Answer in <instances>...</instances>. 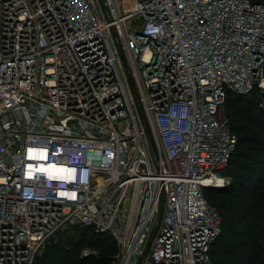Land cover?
Listing matches in <instances>:
<instances>
[{
    "label": "built area",
    "instance_id": "obj_1",
    "mask_svg": "<svg viewBox=\"0 0 264 264\" xmlns=\"http://www.w3.org/2000/svg\"><path fill=\"white\" fill-rule=\"evenodd\" d=\"M254 87L264 0H0V264H33L73 227L137 264L161 190L139 264H210L221 217L204 191L229 184L236 144L224 103Z\"/></svg>",
    "mask_w": 264,
    "mask_h": 264
},
{
    "label": "trees",
    "instance_id": "obj_2",
    "mask_svg": "<svg viewBox=\"0 0 264 264\" xmlns=\"http://www.w3.org/2000/svg\"><path fill=\"white\" fill-rule=\"evenodd\" d=\"M224 109L236 144L226 165L233 168L229 184L204 191L221 217L220 235L210 247V264H264V90L254 87L246 94L229 91ZM210 192L213 195L207 199ZM71 229L81 231L85 243L80 241V246L90 244L97 253L77 257L76 242L70 251L64 250L62 261H56L48 250L61 248L49 240L47 251L33 264H111L116 250L111 237L91 228Z\"/></svg>",
    "mask_w": 264,
    "mask_h": 264
},
{
    "label": "water",
    "instance_id": "obj_3",
    "mask_svg": "<svg viewBox=\"0 0 264 264\" xmlns=\"http://www.w3.org/2000/svg\"><path fill=\"white\" fill-rule=\"evenodd\" d=\"M111 32H112V36H113V38L115 40V44H116L118 53H119V55L121 57V60H122V65L124 67V71H125V74H126V79H127L129 88L131 90V94H132L135 106L137 108L140 120H141L142 125L144 127V133H145L150 145L152 146L154 152L156 153V147H155V143H154V140H153L152 132H151L149 124H148V122L146 120V116H145L144 110H143L141 102H140V98H139V94H138V91H137V88H136V85H135V81H134L132 75L129 72L128 65H127V62H126V59H125V56H124V52H123L122 46H121L120 42L117 40L118 39L117 38V34H116V32H115L113 27H111ZM207 187L212 188L213 186H207ZM214 188H219V187H214ZM163 203H164V194H163V190H161L160 191V196H159V207H158V213H157V216H156V223H155V226L153 227V229H152V231H151V233L149 235V238H148L147 244H146V246L144 248V251L142 253V256L147 252V250L149 248V245H150V242H151V240H152V238L154 236L156 227H157V225H158V223H159V221L161 219L162 212H163ZM142 256L139 257V260H138L137 264H139Z\"/></svg>",
    "mask_w": 264,
    "mask_h": 264
},
{
    "label": "rangeland",
    "instance_id": "obj_4",
    "mask_svg": "<svg viewBox=\"0 0 264 264\" xmlns=\"http://www.w3.org/2000/svg\"><path fill=\"white\" fill-rule=\"evenodd\" d=\"M228 167H226L222 172H220V175L227 177L229 180H231V176L233 174V168L231 169H227ZM208 191H210L209 189H205ZM213 191V190H212ZM213 192L207 193L206 197L207 199H209V196L213 195ZM51 242H54L55 245L56 243H58V246L61 248L60 250H55L52 252V250H48L49 251V256L51 257L52 254L56 257V261H62V256L63 254H65L66 251H64L65 249H69V251L71 250V248L75 245L76 242H79V247H78V254L77 257L80 258H85V257H90L92 255H95L97 252L94 250V253H89L87 255H85V251L87 249H92L90 246V244L88 245H84V246H80V241H82V237H81V231L79 230H74V229H63L61 231H59L57 233V235L55 237H53L52 239H50ZM51 243V244H54ZM82 243H85L82 241ZM63 247V248H62ZM58 247H55L54 249H57ZM47 251L46 250V244L42 247V249L40 250L39 254L36 256V259L38 257H42V255L44 254V252ZM59 254V255H58ZM62 264V263H61Z\"/></svg>",
    "mask_w": 264,
    "mask_h": 264
}]
</instances>
